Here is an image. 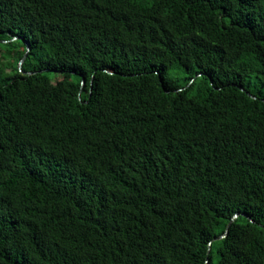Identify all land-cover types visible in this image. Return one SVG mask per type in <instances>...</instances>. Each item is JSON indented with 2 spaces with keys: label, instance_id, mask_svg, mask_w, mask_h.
Returning <instances> with one entry per match:
<instances>
[{
  "label": "trees",
  "instance_id": "1",
  "mask_svg": "<svg viewBox=\"0 0 264 264\" xmlns=\"http://www.w3.org/2000/svg\"><path fill=\"white\" fill-rule=\"evenodd\" d=\"M206 261L264 264V0H0V264Z\"/></svg>",
  "mask_w": 264,
  "mask_h": 264
},
{
  "label": "water",
  "instance_id": "2",
  "mask_svg": "<svg viewBox=\"0 0 264 264\" xmlns=\"http://www.w3.org/2000/svg\"><path fill=\"white\" fill-rule=\"evenodd\" d=\"M28 50H29V47H28V45L26 44V53L24 54V56H23L22 59L20 60L19 65H21V63H22V62L24 61V59L26 58V55H27ZM83 83H84V81L82 80L81 85H83ZM237 216H238L237 214L233 216L232 220H231V221L229 222V224L227 225V228H226V230H225V234L222 235V236H220V237H218V238H216V239H221V238H224V237H225V235L227 234L228 226L231 224V222H232L235 218H237ZM248 219H249V218H248ZM249 221H250L251 223L253 222V221L250 220V219H249ZM216 239H215V240H216ZM205 264H208V261H206Z\"/></svg>",
  "mask_w": 264,
  "mask_h": 264
},
{
  "label": "rangeland",
  "instance_id": "3",
  "mask_svg": "<svg viewBox=\"0 0 264 264\" xmlns=\"http://www.w3.org/2000/svg\"><path fill=\"white\" fill-rule=\"evenodd\" d=\"M9 61H10V65H11V67H10V69L9 70H7V72H8V74L9 75H13V74H15V70H14V59H13V57H10L9 59H8ZM22 64V63H21ZM17 66L18 67H21V65H19V63H17ZM58 79V77L57 76H53V83L56 81Z\"/></svg>",
  "mask_w": 264,
  "mask_h": 264
}]
</instances>
